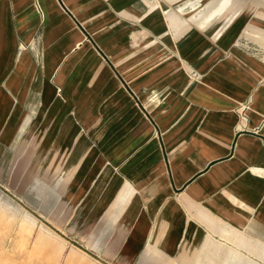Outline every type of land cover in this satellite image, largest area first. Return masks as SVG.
I'll list each match as a JSON object with an SVG mask.
<instances>
[{"label":"crops","instance_id":"obj_1","mask_svg":"<svg viewBox=\"0 0 264 264\" xmlns=\"http://www.w3.org/2000/svg\"><path fill=\"white\" fill-rule=\"evenodd\" d=\"M253 4L213 41L220 22L175 38L142 0H0V125L16 105L12 127L32 119L85 160L73 205L116 240L117 264L153 251L264 264V0ZM139 30L177 56L139 55L156 46ZM151 91L165 96L152 110Z\"/></svg>","mask_w":264,"mask_h":264},{"label":"rangeland","instance_id":"obj_2","mask_svg":"<svg viewBox=\"0 0 264 264\" xmlns=\"http://www.w3.org/2000/svg\"><path fill=\"white\" fill-rule=\"evenodd\" d=\"M256 1L142 0L149 12L160 14V21L173 29L175 38L187 33L191 25L205 21L202 28H207L206 24L220 22L209 35L213 41L221 37L243 4L253 7ZM232 8L235 10L231 12ZM146 17L138 16L133 21L141 24ZM163 37L161 32L151 34L139 30L138 40L149 39L146 44L156 46L144 43L137 46V53L160 58L177 56V48L164 44ZM181 66L191 81L201 77L191 64L181 62ZM1 92L0 88V103L3 101ZM145 99V108L152 110L163 103L165 96L151 91ZM16 114V105L10 106L0 125V264H117V256L113 254L116 240L103 237L104 224L90 220L89 208L73 205L77 192H73L72 186L80 185V168L85 160L69 159V143L49 141L48 136L43 135V126L30 125L32 119L26 126L12 127ZM221 226L223 224L219 226V235ZM40 233L44 239L34 249L32 242ZM219 240L225 242L222 237ZM59 247L61 254L57 252ZM198 255L199 250L196 257ZM179 257L180 260L177 256L164 260L153 251L143 253L134 264L193 261L191 255Z\"/></svg>","mask_w":264,"mask_h":264},{"label":"bare ground","instance_id":"obj_3","mask_svg":"<svg viewBox=\"0 0 264 264\" xmlns=\"http://www.w3.org/2000/svg\"><path fill=\"white\" fill-rule=\"evenodd\" d=\"M44 239V237L42 236V234L40 233L32 242V247L34 249L38 248L41 245L42 240Z\"/></svg>","mask_w":264,"mask_h":264},{"label":"built area","instance_id":"obj_4","mask_svg":"<svg viewBox=\"0 0 264 264\" xmlns=\"http://www.w3.org/2000/svg\"><path fill=\"white\" fill-rule=\"evenodd\" d=\"M241 117L244 118V113L243 112L241 113ZM243 127L244 126L241 123H239L238 126H237V129H244Z\"/></svg>","mask_w":264,"mask_h":264}]
</instances>
